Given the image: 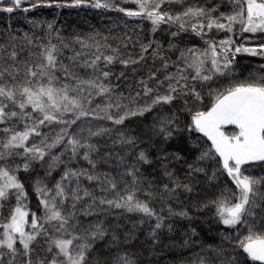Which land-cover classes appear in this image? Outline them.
I'll use <instances>...</instances> for the list:
<instances>
[{
    "label": "snow or ice",
    "instance_id": "snow-or-ice-1",
    "mask_svg": "<svg viewBox=\"0 0 264 264\" xmlns=\"http://www.w3.org/2000/svg\"><path fill=\"white\" fill-rule=\"evenodd\" d=\"M64 10L111 23L66 34ZM0 19V264H159L166 239L179 264H264V0H0Z\"/></svg>",
    "mask_w": 264,
    "mask_h": 264
},
{
    "label": "trees",
    "instance_id": "trees-1",
    "mask_svg": "<svg viewBox=\"0 0 264 264\" xmlns=\"http://www.w3.org/2000/svg\"><path fill=\"white\" fill-rule=\"evenodd\" d=\"M48 18L51 19V14H48ZM111 23L108 20H101V17L96 15L95 13H85L80 12L77 13L76 10H64L63 16L58 23V27L62 24L64 25L65 33L71 32L73 29L77 31H88L91 28L101 27L103 25H107ZM14 26H23L27 28V25L23 23V21H13ZM6 22L3 19H0V26H5ZM255 66V61L253 62V67ZM138 219V218H137ZM128 228L132 227L131 222L124 221ZM198 225V232H200L201 237L204 238L207 242H211L214 236V232L210 233L209 229H215V224L211 223L207 218H201L200 220L196 221ZM181 225H187V221L178 222L176 225L177 231L180 230ZM148 228L147 225L144 226L143 231H138L136 233L139 236V240H133V244H141L144 241L145 236L147 235ZM163 232L165 235H169L167 232V227L164 228ZM173 239L176 243H180L181 236L173 234ZM170 241L167 239L164 241V245L169 244ZM161 245L160 248L156 249L155 252H148L145 251V257L147 259H151L153 262L158 261L159 264H179V260L177 257L179 256L181 250L179 248H170ZM147 247V246H146Z\"/></svg>",
    "mask_w": 264,
    "mask_h": 264
}]
</instances>
